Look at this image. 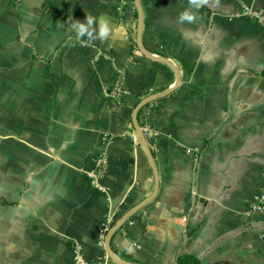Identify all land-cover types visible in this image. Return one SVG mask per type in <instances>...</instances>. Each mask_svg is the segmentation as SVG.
<instances>
[{"label":"crops","instance_id":"obj_1","mask_svg":"<svg viewBox=\"0 0 264 264\" xmlns=\"http://www.w3.org/2000/svg\"><path fill=\"white\" fill-rule=\"evenodd\" d=\"M121 1L0 0V264H74L75 243L99 257L106 216L116 224L157 188L146 146L131 133L133 112L174 85L157 99L155 135L146 137L159 190L115 232L114 256L264 264V221L244 216L264 186V28L237 0L210 2L191 24L177 22L188 0H140L143 45L180 70L177 85L174 69L141 53L135 1L124 0V13ZM242 2L264 8V0ZM87 14L110 21L107 41L74 39L68 19ZM99 50L114 63L96 62ZM116 67L128 73L123 107L109 97ZM103 150L107 192L83 172ZM126 241L138 247L128 253Z\"/></svg>","mask_w":264,"mask_h":264},{"label":"built area","instance_id":"obj_2","mask_svg":"<svg viewBox=\"0 0 264 264\" xmlns=\"http://www.w3.org/2000/svg\"><path fill=\"white\" fill-rule=\"evenodd\" d=\"M241 4L242 16L246 17L249 21L257 24L258 26L264 28V8H252L243 4L242 0H237ZM125 1L122 0L120 3L119 11L124 13ZM115 57L104 51L99 50L95 56V61H107L114 63ZM134 57H131V61ZM128 73L126 69L115 68V76L112 81V86L109 91V97L114 99L118 104L124 102L126 95L129 93L127 87ZM156 101H152L143 107L141 115V130L145 137H153L155 135V130L153 122L151 120L152 110L156 108ZM132 134L136 135L135 128H132ZM105 143L109 145L111 139L109 137L105 138ZM185 152L188 154H199L201 149L199 148H185ZM110 168V158L109 152L103 150L100 155L95 159L94 164L89 169H84V175L89 181L90 186L99 191L107 192L104 180L108 175ZM244 216L249 219L260 218L264 221V186L258 189V191L253 196V199L248 203L244 210ZM186 222L187 218H182ZM115 219L112 214H108L101 225L98 227L96 232L97 246L100 249V255L96 259H90L86 256L83 248L80 244L75 243L73 249V261L74 264H110L111 257L107 249L108 234L111 228L115 225ZM264 238V233H263Z\"/></svg>","mask_w":264,"mask_h":264},{"label":"clouds","instance_id":"obj_3","mask_svg":"<svg viewBox=\"0 0 264 264\" xmlns=\"http://www.w3.org/2000/svg\"><path fill=\"white\" fill-rule=\"evenodd\" d=\"M210 2L218 4L219 0H188V7L179 13L177 22L180 24L194 23L198 19L199 9ZM67 26L68 30L74 33V39L82 46H87L95 41H107L113 31L108 19H97L90 14L86 15L84 21L68 19ZM136 247L138 245L134 241H126L124 244V250L128 253L133 252Z\"/></svg>","mask_w":264,"mask_h":264},{"label":"water","instance_id":"obj_4","mask_svg":"<svg viewBox=\"0 0 264 264\" xmlns=\"http://www.w3.org/2000/svg\"><path fill=\"white\" fill-rule=\"evenodd\" d=\"M134 1H135V4H136V7H137L138 21H139L138 22V32H137V45H138L139 50L141 51V53L145 57H147V58H149V59H151L153 61H163L164 63H166L167 65H169L172 69H174V71H175V73L177 75V85H178L180 83V81H181V72H180V70L175 65H173L166 57L161 56V55H153V54L149 53L145 49V47L143 45V25H144V12H143V7L141 5V1L140 0H134ZM175 88H176V85H174L171 89H169L166 92L156 93V94L149 95L148 97H146L145 99H143L137 105V107L135 108V110L133 112V124H134V128H135L137 134L142 138V140H143V142H144V144L146 146L149 160H150V162L152 164V167L154 169V173H155V177H156V182H157V185H156L157 188H156L155 194L152 197H150L144 203H141L140 205H138L137 207H135L130 213H128L125 217H123L120 221H118L111 228V230H110V232L108 234L107 249H108V252H109L110 257L114 261H116L117 263H119V264H127V263H124V262L120 261L119 259H117L114 256V254H113V252L111 250V247H110V242H111V239H112L113 235L124 224V222L127 220V218L129 217L130 214H133V213L139 211L144 206H146L148 203H150L155 198V196H156V194H157V192L159 190V178H158V171H157L155 159H154L152 150H151V148L148 145L147 139H146L144 133L142 132L141 127H140V125L138 123L137 117H138V114H139L140 110L143 107H145L150 102L157 100L159 97L164 96L166 93H168L170 91H173V89H175Z\"/></svg>","mask_w":264,"mask_h":264},{"label":"trees","instance_id":"obj_5","mask_svg":"<svg viewBox=\"0 0 264 264\" xmlns=\"http://www.w3.org/2000/svg\"><path fill=\"white\" fill-rule=\"evenodd\" d=\"M135 48H137L135 44ZM121 107L125 105V103L119 104ZM143 108L140 110L137 120L139 125L141 124V115H142ZM176 264H202V260L194 255L187 254V253H180L177 257Z\"/></svg>","mask_w":264,"mask_h":264}]
</instances>
